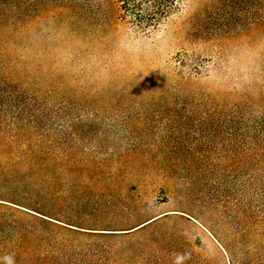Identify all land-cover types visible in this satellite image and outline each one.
<instances>
[{
  "label": "rangeland",
  "instance_id": "374dc122",
  "mask_svg": "<svg viewBox=\"0 0 264 264\" xmlns=\"http://www.w3.org/2000/svg\"><path fill=\"white\" fill-rule=\"evenodd\" d=\"M16 3L0 76L41 126L24 115L0 144V224L76 263L227 264L252 195L233 122L264 118V1L176 0L156 22L122 0ZM13 251L0 241V264H25Z\"/></svg>",
  "mask_w": 264,
  "mask_h": 264
},
{
  "label": "trees",
  "instance_id": "16d2710c",
  "mask_svg": "<svg viewBox=\"0 0 264 264\" xmlns=\"http://www.w3.org/2000/svg\"><path fill=\"white\" fill-rule=\"evenodd\" d=\"M175 3L176 0H122L124 9L130 7L131 10L137 11L136 17H140L144 10L149 12L152 22L165 16ZM0 13L16 21L19 20L22 10L16 0H0ZM6 15L1 22H5ZM24 100L19 93L9 88L0 76V144L5 146L13 144L15 136L7 135L6 130L12 126L18 127L24 115L32 120L31 128L41 126L40 122L35 120L36 115L31 114L38 111L37 106ZM233 125L236 132H240L250 145L245 153L250 169L249 186L252 195L243 218L245 226L236 230L233 242L223 248V251L227 264H264V246L252 242V236L257 233L256 231L264 230V118L250 121L239 119L233 122ZM18 130V136L21 134L24 140L29 141L23 132L20 133L22 128L19 127ZM45 153L48 152L33 149L29 152L33 157ZM0 241L12 246L14 251L10 252L8 257L14 256L12 253H18V256L24 257L25 264H87L84 260L76 263L73 260L74 254L67 256V250H58L46 238L39 236L37 231L15 222L0 224ZM59 253H62L61 258ZM192 264L208 263L196 259Z\"/></svg>",
  "mask_w": 264,
  "mask_h": 264
},
{
  "label": "water",
  "instance_id": "95a60500",
  "mask_svg": "<svg viewBox=\"0 0 264 264\" xmlns=\"http://www.w3.org/2000/svg\"><path fill=\"white\" fill-rule=\"evenodd\" d=\"M138 229V228H137ZM137 229H135V230H137Z\"/></svg>",
  "mask_w": 264,
  "mask_h": 264
}]
</instances>
